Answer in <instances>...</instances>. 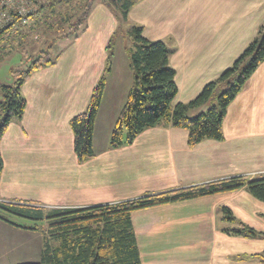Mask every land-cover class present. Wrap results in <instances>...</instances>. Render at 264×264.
<instances>
[{
    "label": "crops",
    "instance_id": "obj_1",
    "mask_svg": "<svg viewBox=\"0 0 264 264\" xmlns=\"http://www.w3.org/2000/svg\"><path fill=\"white\" fill-rule=\"evenodd\" d=\"M154 4L167 8L157 33L138 18L152 14L153 23H158L150 7ZM175 5L184 7L183 17L171 9ZM130 17L145 28L146 38L163 40L171 48L170 64L176 70L179 90L176 104L194 99L258 37L264 25V0H139ZM32 22L27 19L29 28ZM117 22L112 8L101 2L94 12L92 6L88 27L79 38L70 41L54 65L33 72L24 82L25 112L9 124L0 143V199L47 209L85 208L236 175L264 176V61L228 106L223 140L206 139L191 147L187 129L158 125L143 131L131 144L111 146L114 126L134 83L127 51V77L133 76V83L116 99L108 98L109 86L122 82L113 63L115 49L112 58L109 49ZM174 23H184L183 32L173 31ZM9 33L15 30L1 38L6 40ZM25 34L31 31H22L13 43ZM4 53H0V63ZM109 59L112 64L107 71ZM104 75L106 88L93 139L95 155L81 162L70 122L87 109ZM224 206L244 223L253 226L257 221L258 230L264 232L260 219L264 202L246 189L137 211L133 222L142 264H262L252 255L264 252L263 238L223 232L228 226L221 220ZM42 247L41 231L0 220V264L38 261Z\"/></svg>",
    "mask_w": 264,
    "mask_h": 264
},
{
    "label": "trees",
    "instance_id": "obj_2",
    "mask_svg": "<svg viewBox=\"0 0 264 264\" xmlns=\"http://www.w3.org/2000/svg\"><path fill=\"white\" fill-rule=\"evenodd\" d=\"M94 1L51 0L41 4L27 16L33 21L30 28L27 23L23 24L22 17L14 16L11 23L0 28V53L3 54L7 49L4 41L13 43V39L22 31L38 30L41 25H44L45 32H59L60 27L74 20L69 29L61 31L55 39H78L88 27L86 21ZM138 1L101 0L110 8L119 7L124 21L128 20L131 8ZM11 29H14L15 33H9L6 40L2 39L1 37ZM144 29L143 26L134 25L130 31L133 45L128 49V54L134 72V83L114 126L111 146L118 148L131 144L143 131L158 125L187 129L191 147L206 139L223 140V120L228 106L264 61V25L260 27L258 37L247 46L231 67L209 82L194 99L176 104L174 100L179 90L176 70L170 64L172 50L163 40L146 38ZM10 43L9 45H12ZM109 49L112 58L114 50L110 44ZM58 57L59 55L52 58L50 52L45 50L27 55L25 60L28 62V68L12 70L14 83L1 84L0 143L9 124L14 119L22 118L25 112L27 101L21 91L24 82L33 72L54 65ZM111 64L109 59L107 71L110 70ZM105 88L104 75L96 84L87 109L74 116L70 122L74 133V150L81 162L95 155V124ZM205 106L207 109L191 115L193 110ZM2 171L3 159L0 152V177ZM241 189H246L253 197L264 202V176L250 178L246 175H236L85 208L47 209L0 199V220L17 228L41 231L43 234L39 260L20 264H142L133 222L134 212ZM221 213L222 219L232 224L223 228V232L252 239L264 237V232L239 220L229 207H222ZM5 214L26 219L32 224H16L5 217ZM43 222L47 223L46 228H42ZM252 256L264 264V252Z\"/></svg>",
    "mask_w": 264,
    "mask_h": 264
},
{
    "label": "rangeland",
    "instance_id": "obj_3",
    "mask_svg": "<svg viewBox=\"0 0 264 264\" xmlns=\"http://www.w3.org/2000/svg\"><path fill=\"white\" fill-rule=\"evenodd\" d=\"M100 3L101 0L94 1L93 3L94 12H96V10L99 8ZM150 7L153 9V11H156L154 12L155 15L157 16L155 21L159 19V22L153 23L152 14L144 15L145 17L144 19H142L141 16H138L139 22L145 23L153 33H157L161 31L160 28L162 27L160 24V18L163 17L164 11L167 8L159 6L158 4L151 5ZM171 9L175 10L176 13H180L182 16V11L184 7L175 5L174 8ZM112 10L117 15L118 22L115 31L112 34L110 45L111 48L115 49V57L113 59V63L115 66H117V70L119 71L120 77L122 78V82L118 84L115 82L113 83V85H110L107 96L108 98L116 99L117 95L120 94V91L125 86L129 87L133 83V76L127 77V74L130 72L129 58L127 51L133 45V38L130 33L131 28L132 26L138 24L137 22H135V19L132 17L124 21L122 17L121 9L119 7L112 6ZM132 16L135 17V13H133ZM73 21H68L66 24H64V26L60 27L59 29L61 31L69 29ZM184 26H185L184 23H174L172 24L173 27L172 30L176 31L177 33H181L183 32ZM61 31L57 32L56 30H53L52 32L50 31L45 32L44 25H41V27L38 28V30L37 29L32 30L31 34H25L24 38L18 40L16 44L12 43L11 41H10L11 43L8 41H4L3 43L4 45L7 46V50L5 51L3 61L0 63V81H2L3 83L13 84L15 78H13V76L10 74V70L15 71V70L27 69L28 62H26L25 59L27 55H31V54L34 55L35 49H37L36 51H41V50L49 51L52 58H56L58 55H60L72 40V39L69 40L65 37H60L59 39L56 40L55 38L57 37V35L61 33ZM9 43L13 44V46L9 45ZM220 214L222 215V213ZM5 217L15 222L16 224H21V225L32 224L30 221L14 215L5 214ZM260 219L264 220V216H261ZM222 222L227 224L228 226H232V224L225 222L224 220ZM253 224L255 225L253 226L250 224L247 225L257 230L260 229L258 228V226H256L258 225L257 221L253 222ZM262 240L264 242V237Z\"/></svg>",
    "mask_w": 264,
    "mask_h": 264
},
{
    "label": "built area",
    "instance_id": "obj_4",
    "mask_svg": "<svg viewBox=\"0 0 264 264\" xmlns=\"http://www.w3.org/2000/svg\"><path fill=\"white\" fill-rule=\"evenodd\" d=\"M49 1L51 0H0V28L11 23L14 16L22 17L26 23L30 13Z\"/></svg>",
    "mask_w": 264,
    "mask_h": 264
}]
</instances>
